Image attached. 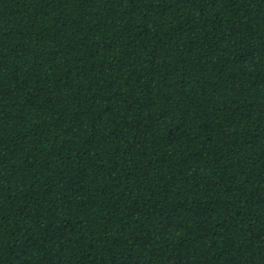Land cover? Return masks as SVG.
<instances>
[{"label":"trees","instance_id":"trees-1","mask_svg":"<svg viewBox=\"0 0 264 264\" xmlns=\"http://www.w3.org/2000/svg\"><path fill=\"white\" fill-rule=\"evenodd\" d=\"M0 264H264V0H0Z\"/></svg>","mask_w":264,"mask_h":264}]
</instances>
